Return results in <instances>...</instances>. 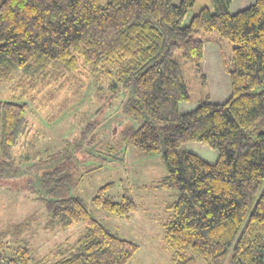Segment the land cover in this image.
I'll use <instances>...</instances> for the list:
<instances>
[{
    "label": "trees",
    "instance_id": "obj_1",
    "mask_svg": "<svg viewBox=\"0 0 264 264\" xmlns=\"http://www.w3.org/2000/svg\"><path fill=\"white\" fill-rule=\"evenodd\" d=\"M232 1L210 0L213 12L203 8L187 25L195 0L0 2V82L19 73L20 87L44 86L76 72L81 60L93 75L111 78L110 89L127 91L121 112L139 125L125 127L118 145L163 159L166 175L155 188L174 192L163 223L173 264L199 258L207 264H264V0L230 14ZM213 35L232 44L229 67L223 62L229 98L222 104L205 100L180 114L179 104L191 99L184 67L206 84L201 65ZM28 111L22 99L0 101V190L23 174L12 149L27 131ZM194 142L217 151V161L209 164L182 149ZM81 145L70 142L39 158L30 167L39 179H28L26 187L44 206V229L82 224L84 232L72 246L58 247L51 263L37 260L25 235L38 218L28 215L0 229V264H129L138 252L72 194L81 180ZM110 154L102 161H110ZM112 187L99 188L91 205L129 218L137 204L130 194L114 201Z\"/></svg>",
    "mask_w": 264,
    "mask_h": 264
},
{
    "label": "rangeland",
    "instance_id": "obj_2",
    "mask_svg": "<svg viewBox=\"0 0 264 264\" xmlns=\"http://www.w3.org/2000/svg\"><path fill=\"white\" fill-rule=\"evenodd\" d=\"M2 0H0L1 2ZM109 0H99L105 5ZM180 0H175L179 2ZM254 0H233L230 14L250 7ZM203 8L213 12L210 0H195L188 10L184 24ZM207 43L204 47L202 73L206 84L201 85L186 65L184 72L191 92L189 102L179 104V113L191 112L201 102L224 103L229 98V75L224 70V61L232 56V44L226 39ZM80 65L73 74H64L55 81L28 88V82L19 86L20 74H13L8 81L0 82V101L22 99L29 105L27 131L12 149L15 162L23 174L4 182L0 190V229L15 224L28 215H35L34 223L25 235L31 247L33 258L51 263L56 259L58 247H69L84 232L82 224H74L65 229H44L47 221L44 206L38 195L27 190L28 179L36 181L40 172L31 170L39 158L49 152L55 153L68 143H81L77 154L80 185L72 194L80 197L89 213L104 227L123 239L132 241L138 252L129 264H173V252L165 243L163 223L171 213L165 211L174 202V192L155 188L166 175L163 159L158 155H146L139 148L118 145L119 134L125 127L136 128L139 123L127 118L121 108L127 91L120 85L110 89L112 79L90 73V69ZM115 70H111L114 73ZM23 90V91H22ZM22 92V93H21ZM91 139V140H90ZM114 150L112 154L109 148ZM182 149L199 156L204 162L214 164L218 152L198 142L184 143ZM110 161H102L108 159ZM113 183L108 191L114 201L130 194L137 204V212L129 218H117L105 214L91 205L97 190L105 184ZM196 264H207L199 258Z\"/></svg>",
    "mask_w": 264,
    "mask_h": 264
}]
</instances>
